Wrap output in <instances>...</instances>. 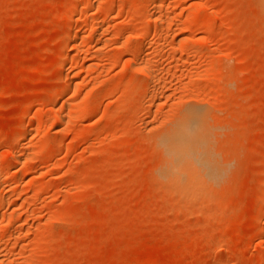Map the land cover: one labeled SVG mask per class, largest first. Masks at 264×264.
Returning <instances> with one entry per match:
<instances>
[{
    "label": "rangeland",
    "instance_id": "obj_1",
    "mask_svg": "<svg viewBox=\"0 0 264 264\" xmlns=\"http://www.w3.org/2000/svg\"><path fill=\"white\" fill-rule=\"evenodd\" d=\"M263 195L264 0H0V264H264Z\"/></svg>",
    "mask_w": 264,
    "mask_h": 264
},
{
    "label": "bare ground",
    "instance_id": "obj_2",
    "mask_svg": "<svg viewBox=\"0 0 264 264\" xmlns=\"http://www.w3.org/2000/svg\"><path fill=\"white\" fill-rule=\"evenodd\" d=\"M157 3H159V2H157ZM86 11V10H85ZM78 14H79V12H78ZM80 15V14H79ZM76 15L74 14V16L73 17H75ZM77 17V16H76ZM78 31H79V29H78V26H76V25H71L70 26V29H69V31L66 33V37H73V36H75L77 33H78ZM136 53V52H135ZM137 55H139V54H137ZM140 56V55H139ZM137 57V56H136ZM145 63V62H144ZM144 66H146V65H144ZM64 67H65V65L64 66H61V68H60V71H63L64 70ZM145 67H143L142 66V70L146 73V71H147V69H144ZM139 69V68H138ZM152 73V72H151ZM146 74H148V71H147V73ZM151 78V77H150ZM134 84V83H133ZM190 103V102H189ZM201 105V104H200ZM191 106H193V105H189V107H188V109H190L189 111L187 110V113H185V117H184V119L183 118H181V119H183V121L181 122V123H178V124H180L179 125V127H178V129H177V127H176V131L172 134V135H170L169 137H168V140L167 141H165L164 143L165 144H163V146L165 145L166 146V149H167V151H166V153H167V157H168V159H169V157H170V167H173V168H177L176 170H178V169H180V168H185L186 169V167H189L188 169H190V168H192V170L191 171H194L193 170V168H194V165H196V163L197 164H199L200 162L202 163V159H204V156H203V158H202V155H201V151L200 150H198L200 147L197 145V143H199V142H197V138H201L202 140H203V138H202V133H200L199 134V136H201V137H197V132H198V129H199V127H200V124H203V123H201V120H202V118L203 117H205V116H203L202 117V113H204V111H205V109H203V107H204V105H203V107H199L198 105L197 106H195L194 105V108H191ZM197 107V108H196ZM199 108V109H198ZM203 110V111H202ZM184 115V114H183ZM203 122V121H202ZM201 130V129H200ZM164 132V131H163ZM173 132V131H172ZM202 132V131H201ZM171 133V132H170ZM205 134V133H204ZM162 138V137H161ZM166 138V137H165ZM160 140H162V139H160ZM199 140V139H198ZM201 141V140H200ZM202 143V142H201ZM200 144V143H199ZM161 145H162V143H161ZM198 146V147H197ZM166 157V156H165ZM206 158H208V157H206ZM167 158H166V160H168ZM206 161V160H205ZM209 161V160H208ZM168 162V161H167ZM166 162V163H167ZM205 164V163H204ZM209 165V164H208ZM207 165V166H208ZM211 165V164H210ZM198 166V165H197ZM196 166V167H197ZM212 166V165H211ZM210 166V167H211ZM203 167H205V166H203ZM209 167V168H210ZM213 167V166H212ZM171 169L172 170V172H174V174L172 175L170 172V169L168 170L169 171V175L171 174L172 175V178H173V176L175 175V169ZM202 168V167H201ZM214 168V167H213ZM166 169H167V165H166ZM184 169V170H185ZM195 169V168H194ZM197 169V168H196ZM195 169V170H196ZM182 170V169H181ZM180 170V171H181ZM207 170H208V167H207ZM211 170V169H210ZM210 170H208L209 172H210ZM164 171V170H163ZM180 171H179V173H180ZM186 171H187V169H186ZM183 172V171H182ZM176 173H178V171H176ZM178 173V176L180 175ZM193 173H195V171L193 172ZM199 173V172H198ZM164 174V173H163ZM166 174V173H165ZM164 174V175H165ZM181 174H183V173H181ZM189 174V173H188ZM188 174H185V175H188ZM200 174V173H199ZM201 174H202V172H201ZM200 174V175H201ZM209 174V173H208ZM207 174V175H208ZM171 175H170V177L168 176V175H166V176H168L169 178H171ZM212 175V174H211ZM177 175L176 176H174L175 178L176 177H178ZM193 176H194V174H193ZM192 176V177H193ZM197 176V175H196ZM204 176V175H203ZM162 177V176H161ZM165 177V176H164ZM180 177V176H179ZM178 177V178H179ZM184 177V176H183ZM191 177V176H190ZM206 177V176H205ZM213 177H214V174H213ZM198 178V177H197ZM203 178V177H202ZM167 179V178H166ZM185 179H187V178H185ZM196 179V178H195ZM176 180V179H175ZM207 180V179H206ZM178 181V180H177ZM183 181V180H182ZM188 181H190L189 179H188ZM188 181L187 182H185V183H188ZM197 181H198V179L196 180V181H194V182H192L191 183V181H190V184H193L194 183V185H196V187H199V183H198V185H197ZM202 181V180H201ZM208 181V180H207ZM179 182V181H178ZM181 183V182H180ZM182 184V183H181ZM189 184V183H188ZM180 185V184H179ZM187 184H185V185H183V186H186ZM186 188V187H185ZM189 188H190V186H189ZM191 188H193V185L191 186ZM201 189V188H200ZM191 190V189H190ZM197 190V189H196ZM195 191V190H194ZM198 191V190H197ZM263 197H264V195H263Z\"/></svg>",
    "mask_w": 264,
    "mask_h": 264
}]
</instances>
